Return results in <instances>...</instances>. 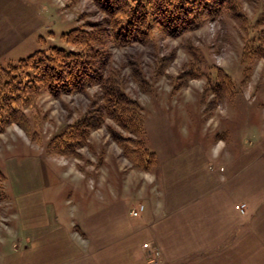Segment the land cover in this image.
Returning <instances> with one entry per match:
<instances>
[{"label":"rangeland","instance_id":"1","mask_svg":"<svg viewBox=\"0 0 264 264\" xmlns=\"http://www.w3.org/2000/svg\"><path fill=\"white\" fill-rule=\"evenodd\" d=\"M56 4L30 53L0 57V92L11 81L32 83L28 100L15 103L14 121L0 119V254L19 226L14 166L41 163L45 199L58 221L72 224L100 207L110 186L124 192L130 184L132 207L147 208L156 151L217 142L228 155L264 134V0H225L221 8L206 0L189 8L196 22L177 36L156 26L122 43L107 37L110 18L95 0ZM74 30L88 35L86 47L72 40ZM53 48L81 53L97 78L81 90L52 89L62 78L35 61Z\"/></svg>","mask_w":264,"mask_h":264},{"label":"crops","instance_id":"2","mask_svg":"<svg viewBox=\"0 0 264 264\" xmlns=\"http://www.w3.org/2000/svg\"><path fill=\"white\" fill-rule=\"evenodd\" d=\"M55 1L0 0V57L24 56L38 45ZM260 137L228 155L217 142L162 156L156 151L147 208L132 207L130 184L124 192L110 186L97 198L101 206L72 224L58 221L56 207L45 199L43 165L14 166L10 187L19 226L0 264H264ZM80 247L87 248L84 254Z\"/></svg>","mask_w":264,"mask_h":264},{"label":"trees","instance_id":"3","mask_svg":"<svg viewBox=\"0 0 264 264\" xmlns=\"http://www.w3.org/2000/svg\"><path fill=\"white\" fill-rule=\"evenodd\" d=\"M211 2L215 7L221 8L225 0H211ZM95 3L110 18L107 21L110 29L104 31L107 37L113 34V39L122 43L141 39L143 34L156 26L169 36H177L196 22L190 15L189 8L204 7L206 0H95ZM99 30L96 29L95 32L98 33ZM74 33L75 38L72 39L74 42L84 47L89 44V39L86 38L88 35L77 30H74ZM45 54L42 58L39 56L36 58L35 67L37 70L42 68L44 73L48 70L49 74L56 76L57 79L62 78L61 85L52 86V89L81 90L98 76L94 71L93 73L87 71L88 68L91 70L92 64L81 58L79 56L81 53L53 48L49 56ZM39 63L42 64L41 67L38 66ZM5 85L7 88L0 92V119L5 117L6 121H14L10 116L15 112V103L18 98L28 100V91L32 83L29 81L22 84L11 81L9 86ZM1 87H4V83Z\"/></svg>","mask_w":264,"mask_h":264},{"label":"built area","instance_id":"4","mask_svg":"<svg viewBox=\"0 0 264 264\" xmlns=\"http://www.w3.org/2000/svg\"><path fill=\"white\" fill-rule=\"evenodd\" d=\"M241 206H243L244 207V204H241ZM242 208V207H241Z\"/></svg>","mask_w":264,"mask_h":264}]
</instances>
